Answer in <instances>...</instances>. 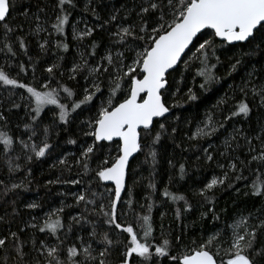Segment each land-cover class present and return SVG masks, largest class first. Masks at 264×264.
Returning a JSON list of instances; mask_svg holds the SVG:
<instances>
[{
	"label": "snow or ice",
	"instance_id": "obj_1",
	"mask_svg": "<svg viewBox=\"0 0 264 264\" xmlns=\"http://www.w3.org/2000/svg\"><path fill=\"white\" fill-rule=\"evenodd\" d=\"M92 0H86L82 9L83 12H91L96 19L99 15L96 13L94 7H91ZM56 15L55 21L51 24L53 31L63 37L57 41L56 47L62 48L67 51L69 43L67 42L66 29H71L72 39L82 42L85 38L91 37L95 31V27H90L85 23L83 28L78 27L79 21L70 23L73 10L77 9V0H56L55 4ZM31 5L26 3L25 0H0V28L3 29L4 48L7 53L15 56L11 43L9 42V34L13 33L17 28L22 26L19 24L12 25V13L17 12L25 19L29 18ZM43 11V9H40ZM33 18L39 21V16L36 13L31 14ZM138 23L128 24L124 26L120 24L117 30L112 33L115 38V44L125 46V51L131 52L133 55L126 57L125 51H112L106 50V54L99 59L94 65H89L88 60L83 54L80 57V63H74L71 68L72 75L70 79H74L75 75L87 69L89 76H92L91 87L83 89V98L79 100H71V108L69 104L61 102V91L67 94V98L75 96L72 89L57 85L50 87L51 78H54V69L58 68L57 64H53L46 69L49 74L47 82L41 85L40 89L34 86L20 82L18 79L11 77L3 67H0V84L5 86H12V88L26 89L29 94V107L31 108L32 121H36L45 108L48 106H55L58 109V119L64 124H68L72 112L80 109L82 105L90 104L96 97V93H102L100 84L102 76L107 75L109 79V91L106 100H101L97 116L94 120H89L88 125L91 129L85 132L86 136L94 137L95 141H113L118 139L121 143L117 145L118 154L109 163L108 159H103L97 166L96 176L101 181L112 182L115 185L114 192L111 193V199L105 211V205H99V212L97 214L104 216L105 223L114 226L115 229H120L127 233L130 237L127 244L124 245V251L120 260V264H135L132 260L133 254L141 258L142 264H149L153 256L165 257L177 264H218L215 254L207 250V245H201L198 249H193L189 253L182 256H170V241L164 239L162 244L154 245L151 241V233L153 231L150 223L151 205L149 204V215H144L143 223L140 225L142 229V239L138 236L137 231L134 230L131 224L123 226L118 222L117 205L121 200V193L126 189V178L128 176L129 159L134 153L141 150V129L150 134L153 131V124L155 118H166V114L170 112V106L164 101V95L169 92V77L172 72L176 71L178 64L184 65V71L189 70L190 65L199 62L200 67L196 70V75L203 78V82L199 85L201 89L208 90L210 86L217 82L218 77L215 75L216 64L210 63L212 57L215 58L216 63H219V57L216 56L217 38H219L220 46L224 44H232L234 42H245L249 46V52L246 54H255L257 51L264 52V0H144L140 5ZM117 20V15L110 16L105 23H111ZM205 30H211L207 33V38L201 36ZM36 33L47 31L42 24L37 23L34 30ZM52 33H49L51 35ZM19 47L27 52L26 45L23 37H19ZM143 43H139V42ZM47 41L40 44L42 49L45 48ZM96 41H92L90 45V55H95V48L97 47ZM195 51H192V48ZM186 50L191 52V56H186ZM186 57V58H185ZM184 58V59H182ZM126 59H130V63H125ZM106 62V63H105ZM241 64L239 59L231 65V72L237 70V66ZM113 71H109V69ZM20 70L25 71L24 66L20 65ZM255 70L253 69V72ZM253 73H249L251 77ZM127 79L128 88L121 100L116 99V95L121 91L123 83ZM174 79V78H173ZM179 83H183V74ZM180 91L176 87V92ZM243 91V89H242ZM251 92L254 96L260 97V104L264 105V85L259 88L253 86ZM172 95H175L173 93ZM247 96V93H245ZM187 97L189 100H196L198 97L191 88H189ZM32 104L35 107H32ZM19 107V105H14ZM179 103L172 105L178 107ZM251 112V108L246 99L240 101L235 110L231 112L230 116L226 119H231L233 116L243 115L247 117ZM3 113H0V120H5ZM159 131L155 133L153 143H158L161 135L166 133L168 129L164 123L156 120ZM222 126V125H221ZM26 129L31 130L32 135L28 137L32 141L33 136L36 135L34 129L30 125H25ZM175 128L172 129L174 133ZM217 131V126L213 122L212 117L209 116L203 128H198L196 135L208 136ZM45 140L41 145L35 142L29 144L24 140H20V144L25 149H30L35 153L37 158L44 157L46 151L51 147L47 143L48 129H44ZM235 139V137H232ZM256 139H261L257 136ZM0 142L5 146L13 144V138L6 133L0 132ZM69 143L75 144V140H70ZM228 144V141H225ZM251 143V141H249ZM94 144L89 145L82 153L84 157L83 166L87 169V160L90 159V154L94 151ZM207 151V150H205ZM250 151L254 149L250 148ZM151 156L155 161L156 153L152 151ZM31 160L32 157L28 156ZM208 160H212L211 155H207ZM252 161L257 162L259 165L264 166V141L262 147L257 155L252 156ZM66 161H61L65 163ZM246 166V165H245ZM17 168L19 165L16 166ZM232 171L237 170V165L233 163L231 166ZM257 173L251 182L250 194L256 197H264V173H261L259 168L255 169ZM181 176L184 174V166L180 165ZM228 179V174L225 173L223 177H213L211 182L206 184L205 189L201 191L204 195L208 190L214 186L223 185ZM237 180L245 179L243 177V170L241 175L236 177ZM52 183V181H49ZM70 183H79V181H70ZM21 185L14 184L13 189L19 188ZM155 189V184L149 185ZM131 197V191L128 192ZM163 195L170 198L172 201L184 200L186 206L187 201L183 195H177L165 190ZM206 199L209 197L205 196ZM77 201H86L84 194L77 196ZM131 200H129V203ZM87 203L94 204V200H88ZM29 208L39 207L37 204L27 205ZM190 207V206H188ZM63 211L62 208L55 209L47 213L48 219L45 220L43 227L39 231L56 234L57 231L64 227L59 213ZM177 218H179L180 211L177 209ZM206 215V214H205ZM55 216L56 219L52 217ZM214 218L215 217L214 215ZM74 221L79 223V218L73 217ZM247 217H242L236 221L231 227L232 241L231 247L228 252L230 258L226 264H255V257L264 255V248L254 249L256 232L259 228H264V221L259 225L252 226L250 230H246L241 234L239 229L242 226H247ZM36 227V225H32ZM95 237L97 235L95 226L91 232ZM218 234L210 238L215 239ZM11 238L15 241V251L21 259L25 255L23 251V244L19 242V237L16 232L10 233ZM57 239H59L57 237ZM179 239V238H177ZM8 237H0V248L7 247ZM81 241L83 242L82 238ZM102 250H99L96 255H93L91 245L83 247L81 251L75 247L67 249V258L61 259L59 252V245L55 247H48L41 243L42 248H46V261L45 264H86V262H94V264H108V256L111 255L110 248L113 246V240L109 238L107 232L101 236ZM62 243V241H61ZM35 247V241H33ZM154 247V252H153ZM44 254V253H42ZM83 255V260H78L77 257ZM36 264H40L37 260ZM219 264H225L223 260Z\"/></svg>",
	"mask_w": 264,
	"mask_h": 264
},
{
	"label": "rangeland",
	"instance_id": "obj_2",
	"mask_svg": "<svg viewBox=\"0 0 264 264\" xmlns=\"http://www.w3.org/2000/svg\"><path fill=\"white\" fill-rule=\"evenodd\" d=\"M79 1L80 0H77V9L72 12L71 23L79 21V28H83L85 23H87L90 27H95V30L98 29L107 36L102 50L95 57L90 55V50L87 47V41L93 35L85 38L82 42L72 39V58L68 60V65L66 62L65 68L60 69L62 77L57 76L58 78L61 77L60 79L63 82L70 80L69 77L72 75L70 70L74 63H80L81 54H83L88 60L89 65H94L106 54V50L108 49H111L112 51H125L126 47L130 45L121 46L115 44V38L112 36V33L117 30V26L120 24L127 26L128 24L137 23L134 18L129 19L125 13L123 18L121 12H124V9L127 8V5L123 1L120 5L118 4V6H115L112 4L113 0H105V4H107L112 11L108 14L104 12V17L106 14L107 17L101 18V3H99V0H92L91 7L95 8L96 13L100 17V21H96L94 16H92L93 18L90 17V11H82L86 0H81V2ZM94 1H97V3ZM55 4L56 0H34V8H32L29 13V17L32 21L31 30L29 28L30 34L27 29L23 30L22 28H17L13 33L9 34V42L16 53L15 56L7 53L6 49L4 51H0V67H3L11 77L18 79L22 83L34 86L37 89H40L41 85L48 81L49 74H40L42 65L39 69L41 61H36V57L34 58L37 54L36 52H38L39 55L44 54L45 56L43 59L45 71L53 64L58 65L60 60V57L58 55H54L50 50L52 34L49 35V33H52L53 31L50 23L45 20L46 14L52 13L55 10ZM40 9H43V11H40ZM138 12L139 10H137V13ZM32 13H36L39 16V21L32 17ZM137 13L133 16H138ZM113 14L117 15V20L112 21L111 23H105V21H108L110 16ZM37 23L42 24L47 31L36 33L34 30ZM11 24L13 26L16 25V20L14 18L11 21ZM69 30L71 34V29L69 28ZM25 32L31 35V38L35 42L36 46L35 50L29 51L27 58L23 60L25 52H23L19 47L17 39L20 35H25ZM204 38H207V33ZM45 40L47 41V44L45 48L42 49L40 44L44 43ZM217 45L216 56L219 57L220 62L216 63L214 57H212L209 61L212 64H216L215 68L218 66L220 67L225 62V58H228L227 52H225L224 49L229 45L224 44L223 46H220V41L218 39ZM3 48V29L0 28V49ZM192 51L194 52L195 49L192 48ZM128 53H130V56L133 55L131 52L125 51L126 57H128ZM186 56L190 57L191 52H187ZM237 59L238 58H231L229 60L227 65L229 75L226 76L225 79L223 77H218V85H216L217 88L213 93V96L207 99L204 103L198 104L195 109H188L184 113L181 112L179 106L172 107V105L177 103L181 105L189 101L187 97L189 88L195 92L193 81L195 72L200 67L199 62L192 63L187 71H184V65L181 63L176 68V71L172 72V75L169 77V92L164 95V101L170 106V112L166 118L159 119L158 121L160 123H164L168 129V131L162 134V136H166L169 141L173 137V141H176L183 146L190 140H198L202 142V147L197 149V153L195 152L196 154H194L193 159L189 161V166L191 170H193V172H191V176L194 175L193 179L197 181L194 190L192 189V186H187V184L185 185L188 177H186L183 182L176 181L173 171L170 170V166L174 164L172 157L176 156V154L172 151V149H170V146L163 145L161 147L159 145L155 146L154 144H146V142L143 143V138L148 140L147 143H151V139L155 135L154 132L159 131L158 124L155 122L153 131L150 134H146L144 131L142 132L141 141L142 144H144L142 148H145V152H139L129 164L128 176L126 178V189L117 205V213H121L120 215H122V212L125 209L127 210V205H129V190L136 195L134 206L139 218L144 215H149L147 206L150 203H154V208H151L150 212V223L153 229L152 233L163 236L162 233H165V228L172 229L173 231L176 230V243H174V245L177 249H179V252L183 251L184 253H188L193 249H198L201 245L206 244L207 250L215 254V258L218 263L221 260H228L230 258L228 250L231 247L232 241L233 229L231 226L236 221L240 220L242 217L248 218L247 226H242L239 229L241 234L246 230V227L250 230L252 226L259 225L261 221H264V197H256L250 194L251 182L254 176L257 175L255 169L259 168L260 172L264 173V171L261 170V167L264 168V166L252 161V156L257 155L260 152L262 141H264V135H262L260 130L262 120L264 118V105L260 104V97L254 96L251 92V88L253 86L259 88L260 85H264V83L259 80L262 76L259 75V72L264 69V63L262 62L263 58H251L249 64L242 67L241 62V64L237 66V70L235 72H231V65L234 64ZM130 62V59L125 60V63ZM21 64L24 66L25 72L20 70ZM253 69L255 70L254 72ZM109 71L111 72L113 69L110 68ZM181 73L183 74V83H179ZM249 73H253V75L250 77ZM64 75L69 77L65 78L66 76ZM75 77L80 78V86L77 89L76 97L82 99L83 89L91 87L93 77L89 76L87 69L78 72ZM101 80L103 83L100 84V87L105 85L106 88H109V79L107 75L102 76ZM54 82L55 77L51 78L50 87H55ZM177 86L180 89L178 93L176 92ZM127 88L128 82L127 79H125L124 91L122 92L123 96ZM173 93H175V95H172ZM245 93H247V96H245ZM195 94L198 97L196 99L197 101L199 96L196 92ZM60 96L61 102L64 103L66 101L65 95L61 92ZM107 96L108 93L104 90L102 97L99 100V104L101 100H106ZM28 97L29 94L26 89L12 88L11 86L0 84V113H3L6 118L4 121H7L9 105L17 103L22 105L19 124L10 128L11 131L14 130L16 133V136L14 137L15 146L13 149L14 151L22 153V156H18L16 160L17 162H22L24 159H28V156L35 154L30 149L23 148L19 141L24 140L29 144L35 142L37 145L42 146L41 142L45 140L44 129L47 128L48 143L51 132L49 127L50 119H56L55 114L56 112L58 113V109H56L55 106H48L44 109L37 120L33 122V113L29 107ZM245 99L251 108L249 115L247 117L238 115L233 116L231 119H226V117L230 116L231 112L235 110V106L240 101ZM32 107H35V105L33 106L32 104ZM96 109L97 107L94 110L95 114L98 113L99 108L97 110ZM96 116L97 115H94L93 119H95ZM209 116L212 117L213 122L216 124L217 131L208 136L196 135L197 129L204 127V124L207 122ZM81 117H84L80 118L82 125H86L85 128H88L89 117L87 115L84 116V113H82ZM73 121L74 117L71 119V122ZM5 124L9 125L7 122L3 123V126H5ZM26 124L30 125L36 132L32 141L28 140V137L32 135V132L31 130L25 128ZM35 126H43V129L39 132ZM173 128L176 129L174 133L172 132ZM257 136H260L261 139H256ZM232 137H235V139H232ZM226 140L228 141V144L225 143ZM249 141H251V143H249ZM89 145L86 147L82 146L81 151L84 152ZM250 148L254 149V151H250ZM152 151H155L156 153L155 161H153L150 154ZM66 153L72 155L73 152L67 151ZM110 154L113 156V153ZM207 155H211L212 160H208ZM166 157L167 160H169L168 167L165 166L164 162ZM52 160L54 162L56 159L52 158ZM250 162H254V165H249ZM233 163L237 165L236 171H232L230 167ZM208 165L210 166L208 167ZM241 169L243 170V177H246L245 181L243 179H236L237 176L241 175ZM225 173L228 174V179L224 182V184L214 186L211 190H208L204 194L214 196L215 199L213 204L206 205L202 203L201 191L205 189L206 184L210 183L213 177L221 178ZM189 174H187V176ZM150 183L155 184V189L149 187ZM232 185L239 186L232 190ZM67 190H69V192H62L60 202L54 204L50 208H29L26 205L37 203L35 199H30L26 202L24 207L30 210L28 211L31 215V219L27 220L31 226L30 229L33 228L32 230H34L39 228L45 220L48 219L46 214L58 208L63 209V211L59 213V218L61 219L64 227L61 229L59 239H52L46 235L44 237L35 236L31 243L25 244L20 240V236H18L19 242H22L23 244V251L25 253L23 258L27 257L26 253L29 252L30 249L35 248L36 256L34 257V262L39 260L40 264H45L47 249L41 247L42 242L48 247H55L59 245V255L61 259L67 258V249L72 246L77 247L82 253L83 247L90 244L91 248L96 250L93 251V255H96L99 250H102V248H99V246L93 242L91 228L84 226L80 223V221L77 223L72 219L73 217L79 218V213L72 208V201H75L78 195L84 194L86 197V203L88 200H94V204H89L96 208H99L101 203L108 206L109 200L112 198L111 193L114 192V186L112 184H107L100 190L94 191L92 196H89L91 194H88V192L82 190L81 188ZM165 190L173 194L183 195L187 201V205L190 207L186 206L184 200L174 202L170 198L165 197L163 195ZM251 197H255V203L253 205H248L247 199H251ZM177 209L180 211L179 218H177L176 214ZM192 214H194L195 218H192ZM214 215L217 218H214ZM52 218L56 219L55 216ZM123 220V217L120 216L118 221L122 222ZM142 223L143 221L140 219V224ZM32 225H36V227H32ZM103 227L104 226H102V229H105V227ZM6 230L7 231L5 232H0V237H8V239H12L10 236L11 232H16L18 234L15 227H11ZM166 231L168 230L166 229ZM167 234L172 237L170 232H167ZM215 234H218L216 238L209 242L210 238ZM81 238L83 242L81 241ZM33 241H35V247L33 246ZM36 242L38 244H36ZM263 242L264 228H259L256 232L254 249H261V243ZM36 246H38V248ZM120 249L122 252L123 248L121 247ZM80 256L77 257L78 260H80ZM28 263L26 262V264ZM162 264H177V262L168 257ZM255 264H264V255L255 257Z\"/></svg>",
	"mask_w": 264,
	"mask_h": 264
},
{
	"label": "trees",
	"instance_id": "obj_3",
	"mask_svg": "<svg viewBox=\"0 0 264 264\" xmlns=\"http://www.w3.org/2000/svg\"><path fill=\"white\" fill-rule=\"evenodd\" d=\"M125 2L127 5V8L124 9V12H121L124 18V13L129 19H135L138 23L139 19L138 16H133L137 13V10L140 9V5L144 3V0H113L112 4L115 6L120 5L121 2ZM26 3L31 5L30 11L32 8H34V0H25ZM81 2V0L79 1ZM97 3V1H94ZM100 8H101V18L104 17V12L109 13L112 10L108 7L107 4H105V0H99ZM104 3V5H103ZM80 4V3H79ZM124 6V5H123ZM104 10V11H103ZM133 10V11H131ZM136 10V11H135ZM56 9L52 13H47L45 16V20L50 23V26L55 21V15H56ZM107 14L105 17H107ZM13 18L16 20V24L21 25L22 29H27L29 33V28L31 30L32 27V21L30 17L28 19H25L24 17L20 16L19 13L13 12L12 13ZM90 17H92V14H89ZM104 17V18H105ZM93 18V17H92ZM94 19L96 21H100V19H96L94 16ZM120 19V18H119ZM70 18V23H71ZM103 20V19H102ZM52 28V27H51ZM53 31V29H52ZM210 31H205L203 34H201V41L205 37V34ZM25 32V35H20L19 37H23L24 43L27 48V52H25L23 49L22 51L25 52V55L23 57V60L27 58V54L29 51L35 50V42L31 38V35ZM67 33V42L69 43V48L67 51L63 50L62 48H57L56 43L57 41L63 39V37L57 35L54 31L52 32V42L50 45V50L54 55H58L60 57V60L58 62V68L54 69L55 72V87L59 85L66 86L70 89H72L75 93L74 97L67 98V94L62 92L65 95L66 101L64 103L69 104V108H71V100H79L80 98L77 96V89L79 88V80L80 78H74L70 79L69 81L63 82L61 81V73L60 69H63L66 67V62L68 65V60L72 58V49H73V42L72 37L70 34L69 28L66 29ZM107 35H104L102 31H99L96 29L94 31L93 36L87 41L88 48L91 52L90 45L92 44V41H96L97 47L95 48V56L98 55V53L102 50L104 41L106 39ZM18 37V38H19ZM18 45L19 40L17 39ZM142 42V41H141ZM128 47V46H127ZM192 48V47H191ZM225 52H227L228 58H225V62L218 68H215V75L217 77H223L224 79L226 76L229 75V72L227 71V65L231 58H238L242 62V67L249 64V61L251 58H263L264 63V52L257 51L255 54H246L249 52V46L246 45V43H239L235 45H229L226 47ZM38 54V52H36ZM34 56V58L37 60H40V74L45 75L48 74L47 71H45V65L43 64V59L45 58L43 55H37ZM262 54V55H261ZM232 56V57H230ZM263 56V57H261ZM128 57H130V53H128ZM230 57V58H229ZM227 59V60H226ZM227 61V62H226ZM262 69V68H261ZM67 70V69H66ZM25 72V71H23ZM59 74V75H57ZM259 75H262L259 80L264 83V69L259 72ZM61 76V77H57ZM66 76V75H64ZM69 76H66L67 78ZM194 89L195 92L198 94L199 99L196 101L189 100L184 104L179 105V109L182 113H184L188 109H195L198 104L204 103L207 99L213 96V93L215 92L218 83H213L208 90L201 89L199 85L203 82V78L196 75L194 76ZM125 83V81H124ZM124 83L122 86L121 91H119L116 95L117 100H121L123 98V91H124ZM170 84V83H169ZM12 87V86H11ZM102 93L104 90L109 91V88H106L105 85L101 87ZM102 97L101 93H96V97L93 99V101L90 104L82 105L80 109H77L75 112L71 113L70 121L68 124H64L63 122L59 121L58 119V113L56 112V119H50V139L48 141V144L51 145V147L46 151V155L44 157L37 158L35 154L31 155L32 159H24L22 162H17L18 156H22V153L19 151H14L15 146V139L16 133L11 131L10 128L12 126H15L19 124V119H21V108L22 105L20 103L14 104L19 105V107H15L14 105L8 106V114H7V121L0 120V132L6 133L8 136L13 138V144L11 146H5L2 142H0V232L7 231L6 229H9L11 227H15L16 231L18 232V236H20V240L24 242L25 244H29L34 240L35 236L44 237L45 235L52 238L57 239L60 238L61 229L57 231L56 234H52L45 230V232L39 231L40 227H43L44 223L34 230L30 229L31 226L27 222V220L31 219L30 210L25 208L26 202L30 199H35L36 203L39 207L42 208H50L56 203L60 202V198L62 197L61 194L63 191L69 192V190H73V188H81L82 190H85L88 192V194H91L89 196H92V193L94 191L100 190L103 186L107 185L103 181L99 180V178L96 176V170L98 164L103 159H108L109 163H111L112 159L118 154L117 152V145L120 143L117 142H97L94 140V137L92 136H86L85 132L90 131L91 129L85 128L86 125H82V122L80 121L82 113H84V116L87 115L89 117V120H94L95 114V108H99V100ZM34 106V104H33ZM34 108V107H33ZM96 109V110H97ZM59 111V110H58ZM242 115V114H241ZM74 117V121L71 122V119ZM87 117V118H88ZM5 126H3V123H7ZM10 126V127H8ZM36 129L40 132L43 129V126H35ZM262 135H264V118L262 120V124L260 127ZM156 133V132H154ZM164 134V133H163ZM155 136V135H154ZM154 136L151 139V143H147L148 140L146 138H143V143L146 142V144H154L155 146H163L168 145L172 149V151L175 152L176 156L172 157V161H174V164L170 166V170L173 171V174L175 176L176 181L183 182L185 181L186 177L187 186H192V189L194 190L195 185L197 183L196 180L193 179V176H191V170L189 164L190 160L193 159L194 154H196L197 149L202 147V142L198 140H190L187 141L184 146L180 145L178 142L173 141V137L169 140H167L166 136L161 135V139L158 143H153ZM70 140H75L76 143L72 144L69 143ZM146 140V141H145ZM89 144H94V151L90 154V159H88L87 162V169L84 168V157L82 156L81 147H86ZM144 144H142L141 141V150L140 153L145 152L142 148ZM67 151L73 152L72 155L66 153ZM196 152V153H195ZM110 153H113V156H111ZM52 158L56 159L54 162ZM66 161L65 163H61V161ZM247 160V159H245ZM194 161V160H193ZM165 166H169V160L164 161ZM184 166V174L181 176L180 173V165ZM19 165L17 168L16 166ZM249 165H254V162H250ZM210 165H208L209 167ZM261 170L264 171V168L261 167ZM190 173V174H189ZM187 174H189L187 176ZM244 181L246 180L243 179ZM49 181H52V183H49ZM70 181H79V183H70ZM14 184L21 185L19 188L13 189L12 186ZM239 185H232L231 188L234 190ZM179 195V194H177ZM135 193L131 192L130 200L131 202L129 205H127V210L125 209L121 213L118 214V220L120 219V216L123 217V221L121 223L123 226H127V224H131L135 231H137L138 236L142 239V229L140 228V218L135 210ZM205 196L209 197V199H206ZM214 196L210 194L202 195L201 196V202L206 205H212L214 202ZM247 199V198H246ZM255 197H251V199H247L248 205H253L255 203ZM129 202V201H128ZM154 203H150L152 206L151 208H154ZM27 206V205H26ZM72 208L79 213V221L81 224H83L86 227H90L91 230H93V227L95 226V231L97 235L93 238V242L99 246V248H103V245L101 244V236L103 233L107 232L109 235V238L113 240V246L110 248L111 255L108 256V264H120V260L122 257V253L124 251V245L128 243L130 237L127 233L123 232L120 229H115L114 226H110L106 224L105 217L102 215L97 214L99 212V208H96L92 206L89 203H86L85 201L78 202L77 199L75 201H72ZM29 210V211H28ZM105 211H107V206H105ZM197 216V215H196ZM192 218L194 217V214H192ZM217 224V223H216ZM29 226V228H28ZM102 226L105 227V229H102ZM103 227V228H104ZM166 229L168 231H166ZM3 230V231H2ZM167 232H170L172 234V237H170ZM163 236L156 235L154 233H151L152 243L154 245L156 244H162V241L164 239H167L170 241L171 247H170V256H182L185 254L183 251L179 252V249H177L174 245L176 243V230H172L169 228H165V233H162ZM262 235V234H261ZM169 237V238H167ZM15 241L13 239H8L7 241V247L6 248H0V264H36L34 262L35 256H36V249L32 248L29 250V252L26 253V258H20L17 256L15 251ZM36 244H38L36 242ZM38 248V246H36ZM123 248L122 252L120 248ZM261 247L264 248V242L261 243ZM154 252V247H153ZM191 252V251H190ZM189 253V252H188ZM169 256L165 257H156L153 256V259L149 264H162L163 261L168 258ZM83 255L80 256V260H83ZM33 260V261H32ZM132 260L135 261V264H142L141 258L137 257L135 254H133ZM226 264L227 260H223ZM86 264H94V262H86Z\"/></svg>",
	"mask_w": 264,
	"mask_h": 264
},
{
	"label": "water",
	"instance_id": "obj_4",
	"mask_svg": "<svg viewBox=\"0 0 264 264\" xmlns=\"http://www.w3.org/2000/svg\"><path fill=\"white\" fill-rule=\"evenodd\" d=\"M205 31H211V30H205ZM198 35H201V34H198ZM218 40H219V38H217ZM239 43H245V42H234V43H232V44H228V45H235V44H239ZM192 46H190V48H191ZM188 51L186 50V53H187ZM183 59V58H182ZM179 66V64L176 66V68ZM169 114V113H168ZM168 114H166V116L168 115ZM159 119H162V118H155L154 119V124H155V122H156V120H159ZM154 124H153V126H154ZM141 131V136H142V132H143V130L141 129L140 130ZM114 141H119L118 139H114L113 141H100V142H114ZM120 142V141H119ZM121 143V142H120ZM140 143H141V141H140ZM138 153H139V151L138 152H136V153H134L133 154V156L132 157H130V159H129V164L133 161V159L138 155ZM104 183H106V184H112L113 186H114V188H115V185H114V183H112V182H110V181H108V182H105V181H103ZM123 193H124V191L121 193V196L123 195ZM219 264V263H218Z\"/></svg>",
	"mask_w": 264,
	"mask_h": 264
}]
</instances>
